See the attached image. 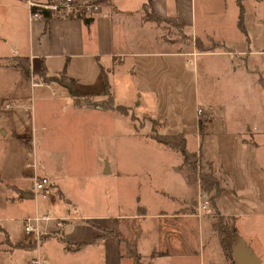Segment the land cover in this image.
Here are the masks:
<instances>
[{
    "label": "crops",
    "instance_id": "crops-1",
    "mask_svg": "<svg viewBox=\"0 0 264 264\" xmlns=\"http://www.w3.org/2000/svg\"><path fill=\"white\" fill-rule=\"evenodd\" d=\"M145 1L108 0L104 2L102 10L95 15L82 18H54L44 14V18L29 20L27 8L21 1L0 0L2 30L0 41L7 46L6 54H3L0 48V57L26 58L29 63V76L32 80L35 79L31 81L29 76L23 74L30 82L28 99L18 96L12 107L10 104L4 105L7 112L2 115L3 122L0 123V132L4 135L8 133L24 145L32 144L30 152L34 167H31V172L18 167L21 179L12 183L9 178V169L12 165L7 163V159H1L0 182L6 189L15 193V199H34L35 196L24 197L32 194L30 179L34 169L39 175L47 176L53 185V191L46 197L36 196L43 201L36 199L34 213L40 215L48 212L51 215L50 219L55 220L43 226L51 230V233L41 235L39 240L32 244L24 235L11 237L5 227L0 226V230L5 232L2 240L0 239V255L11 261L14 260L13 257L24 256L26 264H30L29 260L33 258H42L44 261L34 264H132L131 258L123 253L122 242L126 240L133 244L142 264H203L205 256L202 224L209 225L212 235L217 238L210 225L211 218L197 210L194 195L188 194V191L193 190L198 197L200 193L206 194V191L200 188L196 170L184 161L177 149L171 147L180 153V161L176 168L180 174L175 176L177 182L172 187L165 186V189L154 185L145 187L146 190H139L129 203L130 206L124 209L120 207V202L123 206L128 203L124 202L123 197H118L116 189L112 191L113 194L115 191V208L112 209L110 206L111 209L108 207L103 209L101 191L99 190V193L95 191L93 195L87 191L93 186L96 187L95 174H99L100 169L93 171L92 175L89 173L85 175L78 167L73 154L63 150L67 142L76 141V135L80 132L79 119L75 118L79 110L89 112L113 110L115 113L129 114L120 113L115 107L96 106L95 101L88 100L91 97L103 99L100 67L107 72L113 102L114 82L119 75H124L128 78L129 89L133 90L129 98L131 103L140 106L143 101L154 102L159 98V93L153 89L158 81L157 68L166 71L170 76L167 86L174 89L175 66L170 62L171 57L212 52L227 57L228 67L231 66L230 71L233 74H242L245 72L242 65L244 64L246 69L248 66V54H264V50L255 52L248 47L250 42L242 21V28L239 25L243 11L241 0H235L238 11L228 19L226 30V25L213 23L217 28L215 35L214 31L209 34L212 32L209 19L214 18L197 16L196 0H152L153 13L161 18V23L177 26L193 40V44L184 42V48L180 46L175 49L172 45L177 44V41L173 42L158 35L157 22L144 18ZM218 4L219 9L224 10L225 1L221 0ZM217 15H220L221 19L225 18L221 13ZM236 31H242L244 36L242 40L245 41L246 47L237 49L223 40L226 33ZM203 41L209 43L212 41L214 45L205 47ZM194 47H199V50ZM230 55L241 57L231 58ZM158 57L165 58L163 62L167 63L158 67L154 64ZM42 70L45 71V75H58L63 70L65 75L74 80L73 91L80 94L78 101L60 82L36 80V73ZM258 80L264 87L263 76L260 75ZM246 97L248 106L244 102ZM259 98L261 107H258L255 94L250 91H247V96L234 95L231 132L233 144L238 148L237 163L240 165V173L246 163L253 164L252 175L245 177L243 182L237 183L233 165L229 163L230 158L227 161L222 157H212L206 149V140L216 127L224 135L226 131L228 132L229 120L226 115L230 103L228 97L217 96L216 101L202 103V106L197 105L209 114L210 122L207 126L202 123L201 135L198 130V121L201 119L197 118L196 107L195 134L198 139L196 150L186 148V136L183 131L169 133H180L184 136L185 148L196 154L195 163L197 157H204L203 164L207 162L211 165L213 177L217 179L221 189L214 198L213 210L217 209L225 216H233L238 238L245 241L263 264L264 228L261 234L260 227L264 225V220L262 223L246 221L248 226L244 228L243 222H237L239 215H235L237 213L235 210L225 213L219 205L221 197H226L229 203L241 198L246 199L247 196L251 202H254L252 197L257 199L258 195L264 199V127L258 129V119L255 116L258 112H264V104H261L264 96L260 95ZM114 105L123 104L116 103L115 100ZM123 106L128 109V106ZM26 111L29 112L28 116L25 115ZM141 117L159 121L147 114ZM130 120L135 121L131 118ZM40 143L44 144L46 153L44 163L38 162V155L36 156L35 148ZM23 162L25 166L30 164L25 159ZM107 168V172L112 171L109 163ZM19 191L24 193L17 197ZM10 199L14 201V195ZM158 201L162 202L157 203ZM18 243L21 245L15 246Z\"/></svg>",
    "mask_w": 264,
    "mask_h": 264
},
{
    "label": "rangeland",
    "instance_id": "rangeland-1",
    "mask_svg": "<svg viewBox=\"0 0 264 264\" xmlns=\"http://www.w3.org/2000/svg\"><path fill=\"white\" fill-rule=\"evenodd\" d=\"M220 1L221 0H196L197 16L214 18L213 20L209 19V26L212 28V32L210 31L209 34H212L214 31L215 35L217 32V28L213 23L216 25H221V23L226 25V30V27H228V19L238 11L235 0H224V10L219 9L218 3ZM241 3L243 10L241 21L242 25H244L247 39L250 42L248 47L255 52L257 50H264V0H241ZM218 13L223 14L225 18L221 19L220 15H217ZM156 24L158 35L163 36V38H168L173 42L177 41V44L174 43L172 48L175 49L180 46L184 48V42L193 44L190 35L185 32L183 33L177 26L161 22H157ZM0 31L1 38V28ZM223 38L224 41L233 45L234 48L241 49V47L247 46L245 41L242 40L244 38L242 31L228 32ZM203 45L205 47H210L212 41L210 43L203 41ZM0 48L1 52L6 54L7 46L1 41ZM198 48L194 47L196 50H199ZM246 52L247 51H245V53ZM235 56L236 55H230L231 58H235ZM247 56L249 59L247 62L248 66L246 69L245 65H242V69L245 71L242 74H233V72L230 71L231 66L228 67L226 61L227 57L212 52H197L194 56L188 54L180 56L181 58L171 57L172 59L170 62L175 66L173 71L175 87L172 89L167 86V80L170 81V76L167 75L166 71L164 72L163 69L157 68L156 74L158 81L153 88L159 93L157 101H143L140 106L131 103L129 98L131 94H133V90H130L128 87V78L124 75H119L114 82V102L116 100V103L128 106L129 114H119L115 113L113 110H105V112L79 110L78 113H76L75 118L79 119L80 122V132L76 135V141L67 142L63 150H68L73 154L75 161L78 162V167L82 169L81 172L85 175H88V173L92 175L93 171L96 172V170L100 169V173L95 174L96 178L94 183L96 187L94 188L93 186L87 189V191L91 192L90 195H93L95 191L97 193H99V190L101 191L100 198L103 202V209H106V207L111 209L110 206L113 207L112 209L115 208V191L114 194L112 192L115 189L117 190L118 197H123L124 202L128 203L123 206L120 202V207L124 209V207L127 208L130 206L129 203L133 200V196L137 195L139 190H144L145 187L154 185L155 187H162L164 189L165 186L172 187L174 183L177 182L175 176L180 174V172L176 170L177 163L180 161V153L158 142L151 137L149 133L153 131L158 133L183 131L186 136V148L191 151L196 150L198 139L195 134V109L197 105L202 106V103L216 101L215 98L217 96L222 98L228 97L230 100L228 112L226 114L227 120H229L228 132L226 131V135H224L220 132V129L216 127L215 131L211 133L206 140V149H208L212 157H222V159L227 161L230 158L229 163L233 165V174L237 183L243 182L245 177L252 175V162H250V164L246 163L245 168L242 167V172L240 173V165L237 163L238 148L233 144L234 138L232 137L233 132H231L233 131L232 114L235 103L234 95L236 96L239 94L247 96V91H250V93L255 94L256 101L260 99V95L264 96V87L258 80L261 75L264 81V54L256 53L248 54ZM236 57L240 58L241 56ZM19 58L20 57L13 56L7 58L0 57V123L3 122L2 115L7 112V110L4 109V105L10 104L12 107L15 103V99H17L16 97L24 96L23 99H28L29 96V78L25 77L20 71L17 64L23 65L24 62ZM164 60L165 58L158 57L157 60L154 61V64L158 67L164 66L167 63L163 62ZM16 70H19L20 73ZM37 79L41 78L37 76L36 80ZM31 81H35V79H31ZM84 99L86 100L87 98L85 97ZM91 99L98 103L102 98H88V100ZM244 102H246V106H248L247 97ZM261 104H264V101ZM258 107H261L259 101ZM28 113L29 112L26 111L25 115L28 116ZM143 114H147L152 118L154 117L160 122L141 117ZM130 115L134 117L133 120L135 121L130 120ZM71 116L69 115V117ZM255 116L258 119V129L264 127V112H258ZM23 117L25 120V116ZM197 118L200 119V116L197 115ZM209 122L210 116L206 114L202 123L207 126ZM217 124L218 123H216V125ZM258 140H260V138ZM31 148V143L29 145H24L14 136H10L8 133L4 135L0 132V160L7 159V163L12 165L9 169V178L12 183L21 179V176L18 175V167L19 169L32 171V168L30 166H25V162H23L24 159L29 161V163L31 162ZM35 149L36 156L38 155V162L44 163L46 154L44 152V144H38ZM27 151L28 154H26ZM198 158L199 157H197L196 163L198 165H204V157ZM108 163L111 165L112 171L105 173L104 171ZM197 171H199V166L196 168V172ZM12 192L13 191L6 189V186L0 182V226L3 225L11 237L24 235L28 238L29 243H36L37 241L33 238V235L24 233L21 221L25 217L35 215L34 208L36 199L39 201L43 200L36 198V196L33 199V195L31 197L32 199L18 200L15 199V193ZM213 192L214 191L211 190L205 192L206 194L203 193L204 195L200 193V195L196 197L193 190L191 192L188 191V194L191 196L194 195L197 206L202 204L204 200H207L205 206H200V208L201 214L208 215L210 218L215 212L209 203V198L213 195ZM22 193H24V191H19L17 197H20ZM13 195L14 201L10 199ZM246 199H248V196ZM246 199L241 198L236 202L231 201V203H229L226 197H221L219 199V205L225 213L231 210L237 212L235 214L239 215L237 222H243L242 225L244 228L248 226V223H245L246 221H261L262 223L264 220V199H262V197L260 198L259 195L257 199L252 197L254 202ZM159 202L162 201H158L157 203ZM246 204L248 205L246 206ZM205 218L208 219V217ZM52 222H55L53 218L49 219L48 222H38L40 237L41 235H48L51 233V230L45 229L43 226L44 224H51ZM202 225V236L204 240L203 256H205L203 264H209L210 261V264H235L234 260L222 255L223 253L219 242L217 238L212 235L210 226L206 224ZM263 228L264 225L260 227L261 234L263 233ZM42 231L45 233L43 234ZM4 235L5 232L0 230L1 240ZM30 238L33 240L32 242ZM255 244H257V242ZM252 246L254 248V244ZM26 258L27 256L25 260ZM13 259L12 261L15 262H12L4 255H0V264H26L24 256L13 257ZM29 262L32 264L31 260H29Z\"/></svg>",
    "mask_w": 264,
    "mask_h": 264
},
{
    "label": "trees",
    "instance_id": "trees-1",
    "mask_svg": "<svg viewBox=\"0 0 264 264\" xmlns=\"http://www.w3.org/2000/svg\"><path fill=\"white\" fill-rule=\"evenodd\" d=\"M239 1V0H238ZM240 6V3H238ZM143 13H144V18L146 20H153L155 22H160L161 18L157 16L155 13H153L152 10V0H146L144 5H143ZM239 25L242 28L241 25V15H240V21ZM243 30V29H242ZM213 44V43H212ZM200 46V45H198ZM213 46V45H212ZM24 62L23 65L17 64L20 71L28 76L30 73L29 70V63L27 62L26 58H19ZM38 77H40L41 81H56L60 82L62 85H64L67 89V92L76 100L78 101L80 94H78L76 91H73V84L74 80L65 75V72L62 70L61 72L58 73V75H45V71L42 70L40 72L36 73ZM107 72L105 69L100 67V75L102 77V95L103 99L99 101L98 103L96 102L94 105L96 106H103V107H115L120 113H128V109L123 106V105H114L113 98H112V93L110 90V85L108 81V76L106 75ZM131 119H134L132 115H130ZM202 129H203V124L199 120L198 121V130L199 133L202 135ZM151 136L156 139L158 142L164 144V145H169L170 147L177 149L183 156L184 161L191 165L193 169L196 170L197 164L195 163L196 161V154L193 152L188 151L185 148V140L184 136L180 133H165V134H160V133H155L153 132ZM200 155V154H199ZM199 171L196 172L197 174V179L199 180V185L201 190L209 192L213 190V195L210 196L209 198V203L210 206H214V198L220 192V187L218 186V181L213 177L212 174V167L210 164L207 162L204 163V165L199 164ZM211 227L212 231L217 237V240L219 241L221 250L223 252V255H225L227 258L234 260V256L232 255V247L235 245V243L238 240V233L235 224H233V216H225L221 214L217 209H215L214 214L211 216ZM123 243V253L126 254L127 256L132 258V263L133 264H142L140 262L139 255L137 254L134 246L132 243L127 242L126 240L122 242ZM21 244L18 243L15 246H20ZM236 264V263H235Z\"/></svg>",
    "mask_w": 264,
    "mask_h": 264
},
{
    "label": "built area",
    "instance_id": "built-area-1",
    "mask_svg": "<svg viewBox=\"0 0 264 264\" xmlns=\"http://www.w3.org/2000/svg\"><path fill=\"white\" fill-rule=\"evenodd\" d=\"M21 1L27 8V16L29 20L49 17L60 18H82L87 15H95L102 10L104 2L108 0H18ZM196 114L200 116L201 121L205 119L206 113L202 108L197 107ZM27 166L34 167V162H30ZM34 169V168H33ZM32 195L46 197L49 192L53 191L47 176L39 175L35 169L31 176ZM207 200L197 206V210L201 211L200 206L204 207ZM51 218L49 213L40 215H32L22 219V230L28 235H33L36 241L40 238L38 230L39 221H47ZM44 234L45 232L42 231ZM32 264L44 262L42 258H33Z\"/></svg>",
    "mask_w": 264,
    "mask_h": 264
},
{
    "label": "water",
    "instance_id": "water-1",
    "mask_svg": "<svg viewBox=\"0 0 264 264\" xmlns=\"http://www.w3.org/2000/svg\"><path fill=\"white\" fill-rule=\"evenodd\" d=\"M105 171H108L107 167ZM24 197L31 198L32 194ZM232 255L234 256L236 264H261V260L258 255L251 250L243 239L238 238L237 242L232 247Z\"/></svg>",
    "mask_w": 264,
    "mask_h": 264
}]
</instances>
